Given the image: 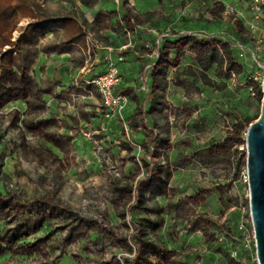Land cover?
Listing matches in <instances>:
<instances>
[{"label": "rangeland", "instance_id": "rangeland-1", "mask_svg": "<svg viewBox=\"0 0 264 264\" xmlns=\"http://www.w3.org/2000/svg\"><path fill=\"white\" fill-rule=\"evenodd\" d=\"M59 1L69 10L83 7L79 0H0V264H230L218 239L224 231L236 232L227 219L233 192L245 191L237 179L246 160L238 149L243 125L230 129L235 117L247 124L260 111L264 69L252 54L263 22L254 19L248 0H126L123 7L120 0H88L84 9L107 6L103 25L116 21L128 45L106 46L104 34L82 25V61L87 41L96 47L91 66L76 74L80 84L109 54L131 53L140 66L142 84L123 88L121 76L117 85L116 92L127 96L123 124L103 109L101 114L92 88L70 79L67 90L53 82L48 95H34L39 80L33 64L46 30L26 45L22 67L18 58L26 51L19 37L31 18L18 21L19 14L34 10L40 17V10ZM121 9L126 16L116 18ZM6 11L11 13L5 26ZM159 68L175 86L163 92L158 112L168 136L150 123L136 95L152 75L163 74ZM130 99L137 104L133 111ZM90 104H98L93 113ZM112 120L121 123L135 153L122 145L118 150ZM67 124L73 129L66 130ZM130 127L149 131L146 147L132 141ZM78 134L88 146L81 156L72 144ZM157 180L161 187L155 192ZM151 217L159 226L144 219Z\"/></svg>", "mask_w": 264, "mask_h": 264}, {"label": "crops", "instance_id": "crops-1", "mask_svg": "<svg viewBox=\"0 0 264 264\" xmlns=\"http://www.w3.org/2000/svg\"><path fill=\"white\" fill-rule=\"evenodd\" d=\"M72 1V0H70ZM83 4V7H80V12H78L76 9L74 10L72 7L71 10H69L66 6H62V1H59L56 3L55 7H52L50 10H40L41 15L38 17L36 15V12L33 10L32 13L28 14H19L18 21L23 18H31L28 22L26 27L23 28L22 36L19 37V41L22 42V46L20 47L22 50H25V52H22L21 60L20 57L18 58L19 60V65H22V67L25 66V63L27 62V56H28V48L27 44L29 45L30 39L35 36V33L40 31L42 28L44 31L46 30L45 34V39L42 48H40V52L35 60V63L33 64V72L35 79H38L39 81L35 82V87H34V95L36 98H38L40 93H46L47 95L50 93L49 87L50 84L53 82L59 83L62 89L67 90V83L68 80L71 79L72 76L79 74L80 73V68L82 65V59L79 54V45H78V39H79V33L81 31V28L83 27L82 25H86L88 30L95 31L98 33H102L107 37V40L103 42L104 45L106 46H115L118 47L120 44H126V41H122V35L123 31L119 30V28L115 25L116 21L113 22H108V25H103L102 22V17L103 14H106L107 10H105L103 7L105 4L100 3L99 8L96 10H91V9H84V3H88V0H79ZM126 0H120V6L123 7L125 4ZM110 6L112 7L111 9H114L118 11V6L114 2L109 3ZM14 8H11V11ZM11 11H6V14L3 16L2 14V21L5 23V26L7 24V18L9 17ZM14 12V11H13ZM31 12V11H30ZM68 12H70L73 15H69ZM89 12L90 14H87ZM121 16L119 15L118 12V17L124 18L125 12L122 11L121 9ZM90 15V18L88 17ZM108 15V14H107ZM3 25V24H2ZM3 30V29H0ZM43 31V30H42ZM71 37L72 40L68 42L67 37ZM151 40H153V37H151ZM109 47L103 48L108 50ZM107 53V51H106ZM121 54V53H120ZM122 59L124 58V62H118V64H122V71H121V76L122 80L120 83V86L123 88H128L130 85H133L135 87L136 83L139 82L140 84L143 83L141 76H140V66L138 62H136L132 57L131 53H124L120 55ZM104 55V54H102ZM108 55V53H107ZM110 55V54H109ZM111 56V55H110ZM119 56L113 57V58H118ZM106 57V56H104ZM102 58V56H100ZM119 61H123V60ZM101 62V61H99ZM104 62L103 64H95V67L86 72L85 76L86 77H92L96 74H99L103 72L104 70ZM163 71L162 73H157L155 75H152L147 82L145 83V91L144 92H139L136 95H139L140 97V103L139 105L143 108H145L149 113H150V123L151 124H157L159 127L164 130V134L168 136L167 129L164 118L161 114L158 112L161 109V105L163 103V92L167 89H170L172 87H175L174 84L170 82H166V69L164 68H159ZM176 75H173V81L175 80ZM212 77H209L208 80L206 81L207 84H213L211 81ZM19 80L20 77H19ZM213 80V79H212ZM45 85V86H43ZM144 88V86H143ZM211 88V87H209ZM115 89H119L117 86ZM213 89V88H212ZM96 93V96L99 99V95L96 92V90H93ZM135 92L136 89H135ZM38 94V95H37ZM129 96V95H128ZM173 96V95H171ZM175 98V97H172ZM100 102V100H99ZM131 99L128 101V107H133L132 111L136 107V103L134 102L131 104ZM36 105V104H35ZM94 104H90L91 107V112L93 113V110H95L99 107L101 110V114L103 115V108L101 105L97 104V106H93ZM132 105V106H131ZM56 104L52 103L51 105V110L55 111ZM96 114L99 112H95ZM73 116V115H72ZM206 123V122H205ZM111 133L113 136V140L116 144H120V146H117L118 150L121 149L122 147H126V149H131L136 151V148L134 144H129L127 139L125 138V135H123L122 132V125L119 123L117 120H112L109 123ZM95 125H99V122H96ZM74 126L71 124H67L65 126V129L68 130L69 128L73 129ZM66 133V132H65ZM129 134L131 136V139L134 143L140 144L143 147H146L147 143L149 142L150 139V134L148 130H142L141 128H135V127H130ZM72 144L75 149V153L79 154L80 156L82 154V150L86 149L87 150V142L81 135H76L72 139ZM145 149V148H144ZM134 155V154H133ZM161 187V181L157 180L153 191L157 192ZM155 205H159L158 202L155 200V204L152 207L153 209H157ZM147 208L146 206H144ZM156 211V210H154ZM158 213V211H156ZM155 213V214H156ZM147 223L150 225H156L159 226L160 220L158 218H144ZM161 239H163L161 237Z\"/></svg>", "mask_w": 264, "mask_h": 264}, {"label": "built area", "instance_id": "built-area-1", "mask_svg": "<svg viewBox=\"0 0 264 264\" xmlns=\"http://www.w3.org/2000/svg\"><path fill=\"white\" fill-rule=\"evenodd\" d=\"M262 1L263 0H248L250 13L254 16V19L263 22L264 25V6ZM127 45L128 44H124L122 48ZM94 47H96V44L92 42V40H88L86 48L82 52V69L86 68L87 66H91L93 63ZM241 47L247 48V45L243 44ZM255 48L257 51L252 54L254 64L264 69V26L261 28L260 35L255 40ZM121 59V56L116 59L108 55L103 72L92 77H86L83 79L84 84H80L78 75L72 76L70 80L73 84H75V86L83 88L88 87L96 90L99 95L100 105L106 112V115L117 117L124 124L123 111L127 105V96L123 93H117L115 89L121 80V71L118 66V61ZM249 124L250 123L246 124L244 121H242L243 131H240L243 134L244 144H242V146L238 149L240 152L244 153L245 156V137ZM230 131H234V126L230 129ZM237 153L238 152H236V154ZM235 165L236 160H232V168H234ZM237 180L238 182L244 184L245 191L241 194L236 188V190L233 192L235 197V203L231 207L233 214L231 218L227 219L228 222L233 221L235 223L236 232L234 234L230 230L224 231L218 240L226 247L230 264H258L255 250V239L253 235V224L249 211V190L247 184L248 176L246 167L242 169ZM235 182V180L232 181V183Z\"/></svg>", "mask_w": 264, "mask_h": 264}, {"label": "water", "instance_id": "water-1", "mask_svg": "<svg viewBox=\"0 0 264 264\" xmlns=\"http://www.w3.org/2000/svg\"><path fill=\"white\" fill-rule=\"evenodd\" d=\"M263 6H264V0ZM258 117L246 131L245 167L248 176L249 211L258 264H264V75Z\"/></svg>", "mask_w": 264, "mask_h": 264}, {"label": "trees", "instance_id": "trees-1", "mask_svg": "<svg viewBox=\"0 0 264 264\" xmlns=\"http://www.w3.org/2000/svg\"><path fill=\"white\" fill-rule=\"evenodd\" d=\"M258 115L255 118H257ZM242 121H244L245 123L247 122L246 118H243V117H239V118L238 117H235L234 121L232 122V125L234 126L235 129H237L240 125H242Z\"/></svg>", "mask_w": 264, "mask_h": 264}]
</instances>
